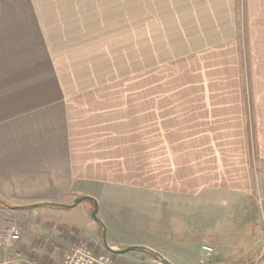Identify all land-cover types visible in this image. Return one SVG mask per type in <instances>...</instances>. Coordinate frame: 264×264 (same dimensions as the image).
<instances>
[{
    "label": "crops",
    "instance_id": "0c3cea01",
    "mask_svg": "<svg viewBox=\"0 0 264 264\" xmlns=\"http://www.w3.org/2000/svg\"><path fill=\"white\" fill-rule=\"evenodd\" d=\"M171 2L176 14L167 12ZM238 16L246 17L247 57L232 36ZM139 22L145 33L176 32L179 48L151 64L146 56L145 73L132 79L143 87L0 94V200L54 225L48 239L36 232L0 247L1 261L58 264L82 243L110 253L104 226L112 250L145 247L177 264L170 244L209 235L221 243L204 245L216 249L212 264L229 250L264 264L255 245L264 231L248 238L264 215V0H130L132 44ZM80 197L97 201L99 227L78 220L94 208L87 200L92 206L80 210ZM66 211L68 223L58 221ZM234 227L239 251L218 238ZM138 230L155 235L133 237ZM249 240L255 246L240 252ZM133 253L141 252L114 257L134 262Z\"/></svg>",
    "mask_w": 264,
    "mask_h": 264
},
{
    "label": "rangeland",
    "instance_id": "374dc122",
    "mask_svg": "<svg viewBox=\"0 0 264 264\" xmlns=\"http://www.w3.org/2000/svg\"><path fill=\"white\" fill-rule=\"evenodd\" d=\"M167 12L176 14V2H171ZM175 19L166 18L167 23L173 24ZM244 20L246 17L238 16V27L234 28L232 36L237 38L241 56L247 57ZM143 25L142 22L138 23V31L134 32L132 44L130 0H0V94L8 89L143 87V82L132 79L145 73L146 56L151 64L155 56L173 57L179 50L176 32L145 33ZM163 62L170 64L168 60ZM3 100L5 97L0 96V106ZM10 206L0 205V241L12 223L20 227L21 238H30L36 232L43 234L44 239L49 238L54 227L46 221L49 216L39 215L38 210L23 211L17 209L16 205ZM89 206H92V203L86 200L78 208L87 210ZM259 209H262V205ZM92 213L89 217L81 213L77 215L78 220L87 229L91 228L92 224L100 226L92 217ZM215 218L216 216L209 218L210 222L215 221V226H219L221 222ZM58 221L68 223V211L58 216ZM233 229L229 234L220 233L218 238L236 242L237 246L234 247L239 251L242 243L238 240L240 232L237 227ZM256 229L264 231V215H259L257 226L251 225L248 228V238L256 237ZM246 232L247 230L244 233ZM101 233L103 239L107 240L108 233L104 226ZM61 235H66L64 229L61 230ZM131 235L151 238L155 234L149 230H138ZM208 243L221 245L212 236L200 235L193 240L179 241L181 246L178 248L176 244H170L171 257L177 264H212L216 249L209 246L213 253L207 256L203 246ZM244 245L245 248L240 252L247 248L252 249L255 245L258 251L264 247V241L257 240L254 245L253 240H249L244 242ZM133 252H141L132 254L137 261L121 260L119 263L150 264L154 259L153 255L147 252ZM252 252L253 250L250 254ZM228 253L225 254L226 259L223 256V262L218 264H237L235 261H241L238 264H252L259 257H240L234 250H229Z\"/></svg>",
    "mask_w": 264,
    "mask_h": 264
},
{
    "label": "built area",
    "instance_id": "2783aa9c",
    "mask_svg": "<svg viewBox=\"0 0 264 264\" xmlns=\"http://www.w3.org/2000/svg\"><path fill=\"white\" fill-rule=\"evenodd\" d=\"M20 227L12 223L8 226L5 237L0 241V247H7L13 243L21 241ZM203 250L212 253L211 247L204 246ZM0 264H8L7 261H1ZM59 264H119L115 261L113 255L107 253H96L89 245L80 244L73 250L67 252ZM150 264H165L159 259H154Z\"/></svg>",
    "mask_w": 264,
    "mask_h": 264
},
{
    "label": "water",
    "instance_id": "95a60500",
    "mask_svg": "<svg viewBox=\"0 0 264 264\" xmlns=\"http://www.w3.org/2000/svg\"><path fill=\"white\" fill-rule=\"evenodd\" d=\"M86 200H91L95 204V208H94V211L92 213V217L96 221H99V218H98V203H97V201L95 199L90 198V197H80V198H77L74 201V205L77 206L81 202L86 201ZM104 245L109 250V252H111L114 255H123V254H127V253H130V252H133V251H144V252H147V253L153 255L154 257L162 260L165 264H172L171 262H169L168 260H166L164 257H162L160 254H158L157 252H155V251H153V250H151L149 248H145V247H128V248H125L123 250H112L108 246L105 238H104Z\"/></svg>",
    "mask_w": 264,
    "mask_h": 264
},
{
    "label": "trees",
    "instance_id": "16d2710c",
    "mask_svg": "<svg viewBox=\"0 0 264 264\" xmlns=\"http://www.w3.org/2000/svg\"><path fill=\"white\" fill-rule=\"evenodd\" d=\"M0 203L6 207H11L8 203L0 200ZM44 205H49V206H52V207H65V206H61V205H55V204H44ZM29 207H32V206H29Z\"/></svg>",
    "mask_w": 264,
    "mask_h": 264
}]
</instances>
